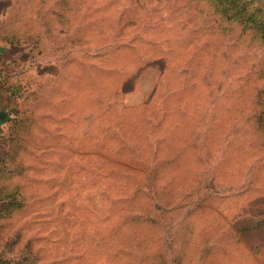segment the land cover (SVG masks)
<instances>
[{
  "label": "rangeland",
  "instance_id": "obj_1",
  "mask_svg": "<svg viewBox=\"0 0 264 264\" xmlns=\"http://www.w3.org/2000/svg\"><path fill=\"white\" fill-rule=\"evenodd\" d=\"M0 1L1 264H264L257 26L211 0Z\"/></svg>",
  "mask_w": 264,
  "mask_h": 264
},
{
  "label": "crops",
  "instance_id": "obj_2",
  "mask_svg": "<svg viewBox=\"0 0 264 264\" xmlns=\"http://www.w3.org/2000/svg\"><path fill=\"white\" fill-rule=\"evenodd\" d=\"M2 1H0V169L8 161L10 147H7V135L10 127L12 126L15 108H18L20 104V97L14 96L10 89L18 84H14L12 79L21 73V69L17 67L14 68L16 64L19 63L18 54L14 52L15 48H19L20 45L17 43V39L14 35L8 34L6 28L4 27L7 21L8 8L3 11L1 7ZM8 53V57L5 54ZM1 261V260H0ZM1 264V262H0Z\"/></svg>",
  "mask_w": 264,
  "mask_h": 264
},
{
  "label": "trees",
  "instance_id": "obj_3",
  "mask_svg": "<svg viewBox=\"0 0 264 264\" xmlns=\"http://www.w3.org/2000/svg\"><path fill=\"white\" fill-rule=\"evenodd\" d=\"M214 5L219 8L220 16L223 18L232 14L234 17L241 20L243 18L247 22L249 28H255L260 31V34L264 36V0H211ZM20 88L18 85H14L10 92L14 96H21L19 94ZM15 118L20 115L19 108L14 112Z\"/></svg>",
  "mask_w": 264,
  "mask_h": 264
}]
</instances>
